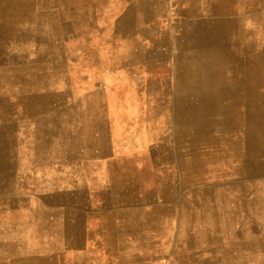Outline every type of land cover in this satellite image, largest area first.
Returning a JSON list of instances; mask_svg holds the SVG:
<instances>
[{"label":"rangeland","instance_id":"1","mask_svg":"<svg viewBox=\"0 0 264 264\" xmlns=\"http://www.w3.org/2000/svg\"><path fill=\"white\" fill-rule=\"evenodd\" d=\"M108 250L264 264V0H0V264Z\"/></svg>","mask_w":264,"mask_h":264},{"label":"crops","instance_id":"2","mask_svg":"<svg viewBox=\"0 0 264 264\" xmlns=\"http://www.w3.org/2000/svg\"><path fill=\"white\" fill-rule=\"evenodd\" d=\"M89 139L90 140H88V141H90V142L88 143V147H91V151H92L93 154L91 156H87V159L85 158V156L83 154V148L77 146L76 143H75V146L73 148V152H72V156H71V160H70L71 168H72V170H71V173H72L71 174V178H72L73 183L74 182H79V178L77 176V171L80 170V166L81 165H84L85 162H87V164H91L92 161H94L95 151H96L95 142H94L95 139L92 138V137L91 138L89 137ZM60 163H62V164L64 163L62 159L61 160L59 159V164ZM76 186L77 185L75 183V187ZM73 188H74V186H73ZM116 208H118V207H116ZM43 209H45V210L48 211L47 205L44 204L43 206L37 207V211H39V212H42ZM58 209L59 208L56 207L55 209H53V211H50V217L45 218V220L43 221V225L41 224V228L43 227V230H44V234L45 235L48 234V227L49 226H55V225H52V224H56V222H59V219H60L59 215H60V213H59V210ZM128 209L129 208H125L124 210L127 211ZM45 210H43V212H45ZM95 213L96 212H95L94 209L93 210H90L89 209L87 211V213L85 214L87 216V220H89ZM46 215L48 216L47 213H46ZM78 218L79 217H75V219H77V220H78ZM55 227L57 229H54V232H55V230H56V232H57V230L59 231V229H58L59 226L57 225ZM87 233L89 235L90 232L88 231ZM64 235H66V233H64V231L61 228V231L59 233V236H64ZM61 239H64V238H61ZM110 248L111 249H109V250L112 253V251H113L112 248L113 247H110ZM89 250H91V249H89ZM109 250L107 252L110 254ZM110 256H111V254L108 256V255H106V252H103L102 254H100L97 257L96 256H87L85 259H83V261H78V263H74V264H110V259H111ZM99 258L102 259V260H104V262L103 263H98V262L95 261V259H99Z\"/></svg>","mask_w":264,"mask_h":264},{"label":"bare ground","instance_id":"3","mask_svg":"<svg viewBox=\"0 0 264 264\" xmlns=\"http://www.w3.org/2000/svg\"><path fill=\"white\" fill-rule=\"evenodd\" d=\"M215 100H216V99H215ZM216 104H217V103H216ZM221 104H222V103H221ZM221 104H220V105H221ZM217 105H218V104H217Z\"/></svg>","mask_w":264,"mask_h":264}]
</instances>
